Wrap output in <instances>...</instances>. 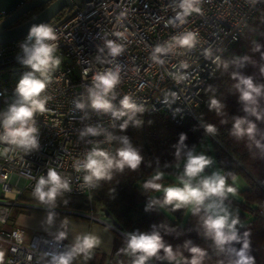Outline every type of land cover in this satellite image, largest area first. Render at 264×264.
<instances>
[{
	"label": "built area",
	"instance_id": "1",
	"mask_svg": "<svg viewBox=\"0 0 264 264\" xmlns=\"http://www.w3.org/2000/svg\"><path fill=\"white\" fill-rule=\"evenodd\" d=\"M179 3L180 0H80L67 19L57 24L59 19L55 17L47 23L57 33L56 55L62 63L46 89V95L51 97L48 111L36 116L39 149L25 154L0 144V225L9 222L17 197L25 191L33 192L48 167H55L69 181L71 191L62 195L89 197L95 189L84 184V173L76 172L73 162L83 158L96 143L112 152L114 140L107 142L104 135L81 139L79 132L88 125H99L114 136L128 120L127 116L116 120L90 107L87 88L97 73L120 66L115 99L109 97L117 107L124 95H130L144 108L136 115L158 112L175 123L186 118L198 120L203 89L219 59L233 48L260 13L264 0H200V12L177 19ZM186 32L197 34L194 48L173 47L160 55L163 64L151 59L156 45L170 44L173 37ZM27 37L28 34L0 44V111L13 102L18 81L30 71L23 64L22 45L31 43ZM109 40L123 46L121 55H109ZM173 76L184 79L177 83ZM74 100L84 102L85 109H76ZM6 148L9 150L5 153ZM222 174L229 176L226 170ZM110 226L123 236L126 245L125 233ZM0 241L7 245V264H50V253L66 252L72 245L41 232L26 237L19 227L0 229ZM76 258L72 264H88ZM117 264L124 263L118 260Z\"/></svg>",
	"mask_w": 264,
	"mask_h": 264
},
{
	"label": "clouds",
	"instance_id": "2",
	"mask_svg": "<svg viewBox=\"0 0 264 264\" xmlns=\"http://www.w3.org/2000/svg\"><path fill=\"white\" fill-rule=\"evenodd\" d=\"M200 0H180L178 7L181 9L177 13V19L190 16L193 12H200L197 7ZM31 43L22 45L24 52L23 64L30 71L22 75L15 88V98L7 108L0 111V144L10 146L12 150H20L25 154L38 150L39 128L37 127L36 116L48 111L46 107L50 96L46 95V89L52 83V74L58 70L62 63V58L56 55L58 50V36L56 31L48 24L34 25L31 27L28 37ZM197 43L195 32H186L180 36L173 37L172 42L165 46L156 45L151 59L163 64L159 57L166 54L173 47L194 48ZM106 47L111 57L115 58L123 52V46L115 41H106ZM255 51L260 50L257 45ZM103 51V49H101ZM208 55V53H206ZM264 58V54H262ZM240 66L250 60V57L239 58ZM186 66V65H182ZM227 62L224 64L227 69ZM264 73V67H261ZM120 66L116 65L115 70L108 69L99 72L94 76L93 83L87 88L90 107L97 113L110 114L112 118L119 120L127 116L132 120L134 126L139 127L143 122L134 119L136 113L144 111L143 106L138 105L130 95H124L119 101V107L112 103L115 99L114 89L120 83ZM232 78L237 80L234 85L239 93V102L243 105V111L256 117L257 120L264 119V113L258 111L259 101L264 98V84H257L251 76L233 73ZM173 79L180 82L183 76H173ZM112 97L110 99L109 97ZM75 108L84 110L86 105L80 100L73 101ZM224 105L214 96L208 103L209 111H215L217 115L222 113ZM87 118V113L85 117ZM128 120L120 125L121 130L128 126ZM226 123V121H221ZM246 125V126H245ZM204 130L207 134L215 135L217 128L214 124H206ZM256 124L246 117L236 116L233 118L231 134L238 139L245 136L254 139ZM104 135L107 142L117 139L110 133H106L101 126L88 125L79 132V138L87 136ZM187 139L186 133L179 134L178 145H184ZM121 147L115 153L109 152L100 147L99 143L87 151L83 158H77L73 162L76 172H83V182L89 187L98 186L100 181H111L114 172L123 173L125 169L136 171L143 162V156L134 148L129 139L119 138ZM256 146L260 147V142L256 141ZM176 156L180 155V148L176 145ZM186 147V145H185ZM9 149H5V153ZM3 154V153H0ZM213 163L212 158L197 154L195 149L186 153V161L183 171L177 177V183L165 185L162 183L164 173L156 171L149 179L143 182L146 191L162 193V198H153L145 207L149 211L153 206L158 205L162 209L171 208L173 212L180 209H187L193 215L200 216V223L204 230V236L211 239L219 252L226 250L230 254L227 264H255V257L250 254V242L247 237L249 232L244 233L245 239L242 246L237 250L230 247L233 242H240L241 238L237 234V225L240 224L238 217H234L225 205L224 201L229 194L235 195L237 189L227 183V178L219 171L211 175H202L206 167ZM178 166V165H177ZM231 175V174H229ZM233 182L236 177L232 176ZM71 191L70 183L65 179L55 167H48L47 174L40 175L33 189V197L49 208L56 207V199L63 192ZM68 202L65 201V204ZM55 213L49 212L47 221L52 223ZM68 220L65 219L63 225L66 226ZM163 226V225H161ZM242 226V225H241ZM152 231L140 232L134 230L125 233L127 236L126 246L119 250L126 255L133 257L132 264H147L153 258L167 260L169 264H203L207 251L199 246L193 245L191 240L185 241L183 247L190 253V258L184 257L180 248H173L171 244H166L157 226L152 225ZM17 239L19 234H14ZM66 233L60 232L58 239L65 238ZM100 238L94 234L86 233L77 235L70 249L62 253H50V264H72V261L80 255L85 260L92 258L95 248L100 245ZM161 252L163 256L161 257ZM5 253L0 251V264H3Z\"/></svg>",
	"mask_w": 264,
	"mask_h": 264
},
{
	"label": "trees",
	"instance_id": "3",
	"mask_svg": "<svg viewBox=\"0 0 264 264\" xmlns=\"http://www.w3.org/2000/svg\"><path fill=\"white\" fill-rule=\"evenodd\" d=\"M43 7L31 10L20 17L13 25L29 19ZM65 10L56 17L61 19ZM259 51H255L256 46ZM264 6L249 26L245 29L233 48L222 56L216 70L203 89V101L198 109V120L186 118L181 123H175L158 112L136 115L134 119L143 123L137 127L132 120L128 121L126 129L118 128L114 132L117 139L113 142L114 154L121 147L120 137H127L131 145L143 156V162L136 171L125 169L123 173L114 172L111 181H100L89 197L81 196L90 202V207L99 209L108 216L123 233L134 230L140 232L152 231V225L160 232L166 244L173 248L179 247L184 257L190 258V253L183 247L185 241L191 240L193 245L207 251L203 264H227L231 258L229 252H219L211 239L204 236L200 223V215H193L187 209L175 212L171 208L162 209L158 205L145 211L146 205L153 198H162V193L146 191L143 182L149 179L157 170L165 175L162 183L175 184L183 171L186 153L195 149L196 153L205 137L212 142L215 162L219 172L227 171L229 184L237 189L235 195H228L224 201L235 208L234 217H238L237 234L240 242H233L230 247L237 250L245 239L244 233L249 232L247 239L250 242V254L255 257V264H264V119L257 120L255 116L245 113L243 105L239 102V93L234 85L237 80L232 78L233 73L251 76L255 83L264 84ZM248 56L250 60L240 66L239 58ZM228 67L225 70L224 64ZM215 97L224 105L222 113L209 111L208 103ZM258 111L264 113V98L259 101ZM246 117L256 124L254 139L245 136L241 139L231 134L233 118ZM226 123H221V121ZM214 124L217 128L215 135L207 134L204 130L206 124ZM246 126V125H245ZM186 133L184 145H178L179 134ZM260 142V147L256 146ZM180 148L179 157L176 156V147ZM186 145V147H185ZM178 165V166H177ZM204 171H208L206 168ZM232 176L240 178L245 186L239 187L233 182ZM22 196L19 195L17 198ZM78 206H84L80 204ZM140 206L143 210L132 218L127 213L128 207ZM86 207V205L84 206ZM163 225V226H161ZM242 225V226H241ZM161 257L163 253L161 252ZM152 264H163L164 259L153 257Z\"/></svg>",
	"mask_w": 264,
	"mask_h": 264
},
{
	"label": "rangeland",
	"instance_id": "4",
	"mask_svg": "<svg viewBox=\"0 0 264 264\" xmlns=\"http://www.w3.org/2000/svg\"><path fill=\"white\" fill-rule=\"evenodd\" d=\"M201 153L213 160V163L206 167L208 171H204L202 175H211L213 172L219 171L215 162L213 145L209 137H205L204 141L200 144L197 154ZM175 180L177 183V179ZM235 182L239 187L245 186V183L238 177ZM227 183L229 184L228 180ZM32 193L33 192L25 191L23 197L19 199L20 204L23 203L28 206L41 209V212L55 213L54 216L58 218V220L55 226L57 232H55L54 237L58 238L60 232H65L66 236L62 240L71 242L70 239H75L77 235L90 233L94 226L100 227L103 230L104 235L106 234L104 237H107L108 242L105 246H103V248L94 249L95 258L91 264H97L101 258L103 259V264H117L118 260H122L124 264H132L133 257L126 255L123 252H119L120 249L126 246L123 236L110 226H115L114 222L102 213L99 207L91 208L90 203L87 200L85 201L81 196L61 195L56 199V207L49 208L46 205L40 204V202L33 197ZM1 194L2 186L0 184V198ZM65 201L68 203L65 204ZM16 204L18 203L16 202ZM80 204H83L84 206L86 205V207L78 206ZM226 206L229 208L231 213H235V208L232 205L227 204ZM20 209H22V207L14 206L9 219L12 218V215L15 216ZM24 210L29 211L30 209ZM142 210L143 209L140 206H133L128 207L126 211L132 218H135ZM65 219L68 220L66 226L63 225ZM83 223L84 227L87 228L86 232L82 230ZM73 241L71 243H74ZM82 259H84L83 255L76 258L77 261ZM147 264L149 263L147 262ZM163 264H169V262L165 260ZM173 264H175V262H173Z\"/></svg>",
	"mask_w": 264,
	"mask_h": 264
},
{
	"label": "water",
	"instance_id": "5",
	"mask_svg": "<svg viewBox=\"0 0 264 264\" xmlns=\"http://www.w3.org/2000/svg\"><path fill=\"white\" fill-rule=\"evenodd\" d=\"M79 2L80 0H0V44L28 34L32 26L47 24L65 10L64 16L57 22L61 23L73 13ZM41 6L43 8L32 17L13 25L20 17Z\"/></svg>",
	"mask_w": 264,
	"mask_h": 264
},
{
	"label": "crops",
	"instance_id": "6",
	"mask_svg": "<svg viewBox=\"0 0 264 264\" xmlns=\"http://www.w3.org/2000/svg\"><path fill=\"white\" fill-rule=\"evenodd\" d=\"M23 195L24 194H22V196L20 198H22ZM20 198H17L16 202L18 204H16L15 206L22 207V209H20L15 216L12 215V218L9 219V222L7 224L0 225V229L9 230L13 227H19L25 231L26 237L29 236L33 232H41V233L47 234L53 238L58 239L57 237H54L55 232H57V229L55 226H56V222H57L58 218H56L54 216L52 223L49 224L47 221L48 213L41 212V209L34 208L32 206H28L27 204H23V203L20 204V201H19ZM24 209H30V210L26 211ZM82 230L85 232L87 230V228L84 227V223L82 224ZM90 233L94 234L100 238L101 243L97 248H103V246H105L107 244V242H108L107 237H104L106 234L104 235L103 230L100 227L94 226L91 229ZM59 240H62V239H59ZM70 240H71V242L73 240L75 241V239H70ZM62 241H64V240H62ZM65 242L71 243L69 241H65ZM71 244H73V243H71ZM0 251H3L5 253L4 259H3V264H7V262H6L7 245L3 241H0ZM94 253L95 252L93 250L92 258L89 260H86V262L88 264H91V262L94 260V258H95ZM82 260H85V259H82ZM102 260L103 259L101 258L97 262V264H103Z\"/></svg>",
	"mask_w": 264,
	"mask_h": 264
},
{
	"label": "bare ground",
	"instance_id": "7",
	"mask_svg": "<svg viewBox=\"0 0 264 264\" xmlns=\"http://www.w3.org/2000/svg\"><path fill=\"white\" fill-rule=\"evenodd\" d=\"M9 194V193H8Z\"/></svg>",
	"mask_w": 264,
	"mask_h": 264
},
{
	"label": "flooded vegetation",
	"instance_id": "8",
	"mask_svg": "<svg viewBox=\"0 0 264 264\" xmlns=\"http://www.w3.org/2000/svg\"><path fill=\"white\" fill-rule=\"evenodd\" d=\"M43 7V6H42Z\"/></svg>",
	"mask_w": 264,
	"mask_h": 264
}]
</instances>
